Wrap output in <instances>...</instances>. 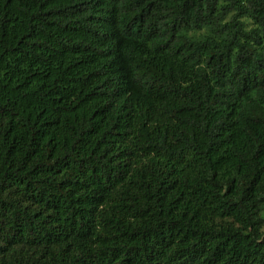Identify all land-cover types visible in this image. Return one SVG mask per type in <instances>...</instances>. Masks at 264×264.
<instances>
[{
	"label": "trees",
	"instance_id": "1",
	"mask_svg": "<svg viewBox=\"0 0 264 264\" xmlns=\"http://www.w3.org/2000/svg\"><path fill=\"white\" fill-rule=\"evenodd\" d=\"M0 264H264V0H0Z\"/></svg>",
	"mask_w": 264,
	"mask_h": 264
}]
</instances>
